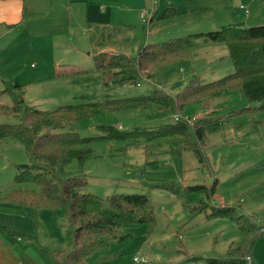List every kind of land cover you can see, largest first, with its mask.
Here are the masks:
<instances>
[{"label":"rangeland","instance_id":"1","mask_svg":"<svg viewBox=\"0 0 264 264\" xmlns=\"http://www.w3.org/2000/svg\"><path fill=\"white\" fill-rule=\"evenodd\" d=\"M24 1L19 26L0 27V89L18 82L24 105L51 110L60 104L101 100L106 96H135L152 89L175 95L193 81L196 85L211 83L233 72L226 46L219 43L202 45L188 58L157 67L149 79L140 77L124 85L105 87L93 73L80 75L77 83L69 82V77L53 78V68L73 71V67L66 66L72 63L86 69L92 67L95 50L90 34L94 30L88 27L80 32L69 26L66 6L72 0ZM76 1L82 6L86 4L90 17L109 25L112 32L105 44L128 48L131 58H135L139 43L142 46L161 42L227 24L229 10L240 12L236 9L242 2L157 0L152 10L156 18L144 24L138 13L140 9H150V0ZM168 6L181 12L160 18ZM97 40L101 41L99 37ZM74 45L78 46L77 51L73 50ZM84 94L93 97H82ZM210 98L189 102L180 111L181 118L206 116L214 124L209 127L202 147L204 160L199 162L191 152L184 151L181 173L172 160L162 158H155L156 167L162 172H150L152 167L150 163L144 165L141 147L134 145L122 153L123 140L103 139L91 145L93 155L81 166L87 180L85 191L101 197L113 193L145 194L153 205L155 226L150 229L147 223H129L125 215L118 236L110 240L104 252H114L115 256L101 260L95 255L89 264H134L135 255L145 257L146 264H203L199 257L222 256L228 247L237 246L241 232L230 217L209 216L210 206H232L235 213L264 226V109H257L259 104L248 101L238 88ZM3 102L9 104V99L4 98ZM146 111H104L86 116L78 122V133L81 137L99 136L100 125L129 130L135 126L154 127L172 119H147ZM16 121L12 116H0V124ZM28 162L20 143L12 139L0 141V194L15 185L13 177L18 166ZM63 169L76 171L79 164L72 159ZM212 183L215 187L210 192ZM160 184L172 185V189L160 188ZM192 185H204L206 189L188 188ZM25 211L21 219L27 227L24 233L50 250L65 247L67 222L58 208L36 206L26 207ZM94 211L100 212L96 207ZM250 254L249 264H264V234L256 238Z\"/></svg>","mask_w":264,"mask_h":264},{"label":"trees","instance_id":"2","mask_svg":"<svg viewBox=\"0 0 264 264\" xmlns=\"http://www.w3.org/2000/svg\"><path fill=\"white\" fill-rule=\"evenodd\" d=\"M180 9L167 7L160 18L175 16ZM153 20V17L150 21ZM200 40L223 43L233 66V72L211 83L191 82L190 86L175 95L161 94L157 89L135 96H106L101 100H87L74 104H60L51 110H41L22 102V86L14 82L11 87L0 89V116H12V123L0 124V141L13 139L21 144L28 164L19 165L9 190L0 194V203L18 206L58 208L67 225L64 231L65 247L46 251L50 264H89L92 256L105 259L115 256L104 254L111 239L118 236L121 221L127 215L129 223H147L155 226L153 205L145 194L113 193L107 197L85 191L87 180L82 173L83 162L93 155L92 144L98 140H123L124 147L139 145L145 157L167 155L178 172L182 171V153L191 152L199 162L204 160L202 147L210 118L192 119L191 125L181 118L161 122L154 127L135 126L120 130L112 125H100L99 136L81 137L78 122L86 116L104 111L144 110L147 119H163L180 115L189 102L207 100L227 90L238 88L257 109H264V24L244 26L229 23L205 32H193L161 42H147L135 58L122 54L99 52L93 54V65L82 69L56 70L53 77H69L77 83L82 74L98 75L102 85H124L140 77L149 79L154 70L169 62L192 55ZM143 75V76H142ZM196 81V80H195ZM82 97L92 98V94ZM9 99V104L3 102ZM161 146H165L163 149ZM76 159L79 169L65 171L63 168ZM215 183V182H214ZM212 183L209 191L214 190ZM27 184V185H24ZM172 185L160 184V188L172 189ZM204 190V185L188 186ZM98 208L100 212L94 211ZM230 217L241 232V240L235 247H228L225 254L217 257H199L203 264H248L251 248L264 226L235 213L232 206H210L209 216ZM3 234L16 235L31 243L30 234L10 228L0 221ZM121 236L119 238H123Z\"/></svg>","mask_w":264,"mask_h":264},{"label":"crops","instance_id":"3","mask_svg":"<svg viewBox=\"0 0 264 264\" xmlns=\"http://www.w3.org/2000/svg\"><path fill=\"white\" fill-rule=\"evenodd\" d=\"M127 1L134 3V0H127ZM24 3H25L24 0H0V27L15 28L19 26V24L23 20V18L19 16V13L21 11L24 12V5H25ZM241 5L245 7L247 12L244 11V8L240 7ZM66 7L68 8L67 23L69 24L70 27L74 28L73 30L76 31L77 29H80V32H83L88 27L93 28L94 31L92 32V34H90L91 36L90 41L91 43H93V47L95 50L94 54L99 52H105L108 54H122L131 57L130 54L127 52L128 48H123L122 46H118V47L109 46L105 44V39L110 38L112 31H109L108 29L109 25L107 23L103 21L95 20L94 18L90 17V15L88 14V10L86 8V4L82 6V4L79 3V1L72 0L69 1V3H67ZM237 8L238 9L236 10H240V12L238 11L233 12L232 9L229 10V17H228L229 20L227 24L238 23L244 26H250L255 24L260 25L261 23H264V0H242V2H240L237 5ZM101 9H104V6H101ZM143 9L140 10L138 9L139 10L138 15ZM151 13L152 15L149 17L147 21H143L139 16L141 22L144 24H148L152 17L153 19H155L156 18L155 11H152ZM103 28L108 29L107 31H105L106 33L105 32L102 33V30L100 31V29ZM98 37L101 39V41L97 40ZM73 44H75V42H73ZM205 44L211 45V44H219V43H211L200 40L197 46L194 48L192 55L195 54L194 52L195 50H197L200 46ZM140 46L141 43H139L136 46L137 52L143 45L141 47ZM72 47L73 50L76 51L78 50V46L74 45ZM66 66L73 68L79 67L74 63ZM79 68L86 69L83 67H79ZM53 78H59V77H53ZM118 128H120V126ZM129 147L132 146H126L125 150L122 153L127 152V149ZM144 158H145L144 165H148L150 163L149 166L152 167L150 172L152 173H158V171L162 172L161 169H158V167H156L157 161L155 158H162V159H166L167 161L170 160L167 158V155H156L152 157L144 156ZM25 210H26L25 206H18L9 203H0V221H2L4 224L8 225L12 229L18 231H26L27 227L25 226V224H22L21 222V219L25 217L26 214ZM25 243L26 241L19 236L3 234L0 231V264H50L46 253L40 250V249H45L46 251H53L50 250L49 246H46L42 242L33 239V237L30 244L26 245Z\"/></svg>","mask_w":264,"mask_h":264},{"label":"built area","instance_id":"4","mask_svg":"<svg viewBox=\"0 0 264 264\" xmlns=\"http://www.w3.org/2000/svg\"><path fill=\"white\" fill-rule=\"evenodd\" d=\"M151 1V4H150V9H143L141 12H140V14H139V16H140V18L143 20V21H147L148 19H149V17L152 15V10H153V7H154V5L156 4V1L157 0H150ZM241 8H244V11L245 12H247V10L245 9V7L244 6H240ZM150 15V16H149ZM143 78H145L144 76H143ZM146 79V78H145ZM178 118H181L180 117V115H178V114H174V115H172V119H174V120H177ZM181 119H183L184 121H186L187 123H189L190 125H191V123H192V119H190L189 117H184V118H181ZM133 262H134V264H146V263H148V260L145 258V257H143V256H137V255H135V256H133ZM248 264H249V262H248Z\"/></svg>","mask_w":264,"mask_h":264}]
</instances>
